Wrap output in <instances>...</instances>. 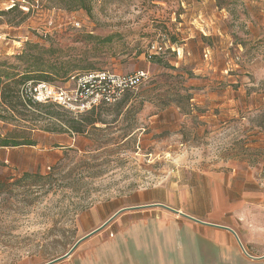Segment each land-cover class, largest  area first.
Returning <instances> with one entry per match:
<instances>
[{
    "label": "rangeland",
    "instance_id": "rangeland-1",
    "mask_svg": "<svg viewBox=\"0 0 264 264\" xmlns=\"http://www.w3.org/2000/svg\"><path fill=\"white\" fill-rule=\"evenodd\" d=\"M209 1L223 6L221 12L229 17L223 28L239 39L247 38L243 34L250 19L258 20L259 35L247 42L254 68L240 77L264 97V9L249 0ZM181 3L186 0H91L87 13L53 0H17L10 12V0H0L1 59L18 54L10 51L15 42L21 51L27 36L28 42L61 49L65 61L81 68L123 75L148 72L138 88L125 92L131 98L121 116L114 121L113 114L103 115L107 124H97L85 135L65 132L66 121L77 114L53 103L17 108L14 116L0 120L2 136L26 133L36 143L0 150V264H53L70 254L88 231L90 224L82 221L99 220L91 219L92 211L107 206L115 210L134 193L153 187L201 190L207 182L200 174L206 171L234 170L238 189L262 191L264 196V157L249 158L242 146L264 147L263 137L251 130L255 106L264 108V102L241 99L233 111L236 118H217L206 125L165 107L176 94L184 95L186 70L169 68L176 59L171 51L162 57L169 67L145 55L163 37L182 44L176 29L187 7ZM50 19L54 27L47 29ZM76 21L81 28L72 26ZM45 33L50 37L43 40ZM107 37L112 41L103 43ZM240 58L239 67L246 61ZM48 84L75 88L70 79ZM223 111L216 108L212 114ZM26 173L31 178L22 181Z\"/></svg>",
    "mask_w": 264,
    "mask_h": 264
},
{
    "label": "crops",
    "instance_id": "crops-1",
    "mask_svg": "<svg viewBox=\"0 0 264 264\" xmlns=\"http://www.w3.org/2000/svg\"><path fill=\"white\" fill-rule=\"evenodd\" d=\"M249 2L264 9V0ZM213 3H181L186 4V18L176 29L182 44L172 67L186 70L183 92L191 99L183 117L205 125L217 118H236L233 111H238L241 99L264 102L263 95L252 92V85L243 84L240 77L254 68L247 42L257 39L258 20L251 18L243 34L248 39H239L223 28L229 17ZM260 14L264 19L263 10ZM15 43L11 54L20 52V43ZM240 56L246 61L239 67ZM165 107L180 112L174 103ZM216 108L224 113L212 114ZM200 176L207 183L198 191L189 185L153 187L134 193L115 210L107 206L92 211L91 219L99 220L82 221L90 224L88 231L70 254L53 264H264L263 192L238 189L234 170Z\"/></svg>",
    "mask_w": 264,
    "mask_h": 264
},
{
    "label": "trees",
    "instance_id": "trees-1",
    "mask_svg": "<svg viewBox=\"0 0 264 264\" xmlns=\"http://www.w3.org/2000/svg\"><path fill=\"white\" fill-rule=\"evenodd\" d=\"M60 6H64L68 10L81 9L90 13L91 11V0H53ZM14 7L6 9L10 12L13 11ZM218 9H223L220 3H217ZM55 9V8H52ZM51 10V9H49ZM56 10V9H55ZM29 12V9L28 11ZM27 14V13H26ZM50 37L47 35L43 38ZM92 39V36H88ZM171 44H177L174 37H166ZM112 41L111 37L103 39V43H110ZM24 46L22 50L12 56L6 57L4 59L0 58V120H4L16 112L17 108L25 110L27 106H37L39 104H32L31 102H26L21 98L20 88L29 81L33 82H45L50 83L55 80H69L73 76H78L90 72H99L89 70L90 68L79 67L78 65H71L68 61H65L61 56V49L53 47L50 45L46 47L41 45L39 42H23ZM151 46V45H150ZM148 51L145 58H148ZM163 56L151 57L150 62L169 67L167 63L162 61ZM241 59V58H240ZM173 69L172 67H169ZM79 70H85L83 72H78ZM76 72V73H75ZM129 91V90H128ZM264 91V89L262 90ZM125 94V93H124ZM124 96V95H123ZM122 96V97H123ZM130 96H124L121 101L116 102L113 105L106 106L101 105L95 109L88 112L77 114L79 117L70 119L66 121L65 132L70 134L85 135L88 133L89 129H95L96 125H106V121L103 117L105 114H113L114 121L121 116L122 110L125 105L130 101ZM174 100L170 103H174L183 114H187L189 111L190 95H178L174 96ZM60 108V107H59ZM127 110V109H126ZM18 113V112H17ZM19 114V113H18ZM14 116V115H12ZM253 127L252 131H256L255 134H262L264 136V108H260L255 112L253 117ZM23 146H36L34 140H32L26 133H21L15 136H2L0 134V148H18ZM243 150L248 152L249 158H262L264 157V147L263 148H250L246 147V142L243 145ZM254 165V163H252ZM263 170H264V160H263ZM31 178L28 173L24 174L22 181H27Z\"/></svg>",
    "mask_w": 264,
    "mask_h": 264
},
{
    "label": "built area",
    "instance_id": "built-area-1",
    "mask_svg": "<svg viewBox=\"0 0 264 264\" xmlns=\"http://www.w3.org/2000/svg\"><path fill=\"white\" fill-rule=\"evenodd\" d=\"M15 2L17 0H10L6 9L14 7ZM50 11L54 14L56 10ZM72 26L79 29L82 25L76 21L72 23ZM46 27L47 29L54 27L51 19L47 21ZM178 50L175 44H171L166 37H163L160 42L151 44L147 60L149 61L151 57L163 56L167 51H171L178 57ZM147 78L146 71H136L126 75L109 71L90 72L71 77L70 81H75V88L68 91L45 82L29 81L22 86L20 95L23 101L32 104L53 103L76 114H82L101 105L115 104L126 91L135 90Z\"/></svg>",
    "mask_w": 264,
    "mask_h": 264
}]
</instances>
